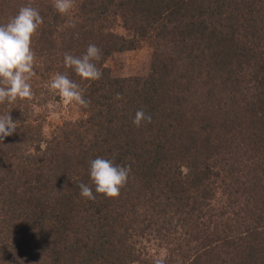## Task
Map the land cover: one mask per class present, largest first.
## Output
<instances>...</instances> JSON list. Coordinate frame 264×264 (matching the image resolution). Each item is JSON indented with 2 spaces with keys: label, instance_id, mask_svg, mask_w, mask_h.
<instances>
[{
  "label": "trees",
  "instance_id": "16d2710c",
  "mask_svg": "<svg viewBox=\"0 0 264 264\" xmlns=\"http://www.w3.org/2000/svg\"><path fill=\"white\" fill-rule=\"evenodd\" d=\"M23 6L43 18L35 74H67L90 103L51 139L23 100L0 104L18 123L0 140V264H150L146 236L167 264H264V0H74L65 15L0 0V26ZM145 42L151 73L112 76L106 60ZM89 44L95 81L64 65ZM96 158L130 167L118 197L95 192Z\"/></svg>",
  "mask_w": 264,
  "mask_h": 264
},
{
  "label": "clouds",
  "instance_id": "9594fccd",
  "mask_svg": "<svg viewBox=\"0 0 264 264\" xmlns=\"http://www.w3.org/2000/svg\"><path fill=\"white\" fill-rule=\"evenodd\" d=\"M73 7L74 0H54V8L61 15L68 14ZM42 23L43 18L35 8L23 6L6 25L0 26V104L32 98L30 80L35 75L36 57L31 42ZM100 57L101 50L96 45L89 44L82 56L65 53L64 65L73 69L81 79L95 81L101 78L102 73L93 61ZM49 87L67 103H76L85 108L89 106L90 102L84 99L83 90L67 74H55L49 81ZM116 98L121 99V94L117 93ZM151 121V115L141 109L137 110L133 124L139 127L142 122ZM17 124L10 114L0 116V140L13 135ZM130 170V167L116 165L104 158L91 161L90 177L95 192L107 198L118 197L127 184ZM78 187L82 197L89 200L96 198L88 185L81 183Z\"/></svg>",
  "mask_w": 264,
  "mask_h": 264
},
{
  "label": "rangeland",
  "instance_id": "374dc122",
  "mask_svg": "<svg viewBox=\"0 0 264 264\" xmlns=\"http://www.w3.org/2000/svg\"><path fill=\"white\" fill-rule=\"evenodd\" d=\"M28 1L39 3L43 0ZM116 32L128 36L121 26L116 28ZM153 58V49L145 42L136 49L113 54L106 60V66L111 70L112 76L116 78L147 77L152 70ZM38 67L40 66L38 65ZM40 70L30 80L31 86L37 87L35 94L31 99L23 100V107L30 108V115L35 119L32 122L39 123L43 129L44 138L51 139L54 135H59L62 129L69 128L76 122L79 123L84 117V113L81 105L65 102L50 89L49 81L56 73L48 77H41ZM9 114L13 121L17 119L15 113ZM136 241L134 246L141 253L142 260L149 259L148 263L150 264H167L166 247L161 242L151 236L138 238Z\"/></svg>",
  "mask_w": 264,
  "mask_h": 264
}]
</instances>
